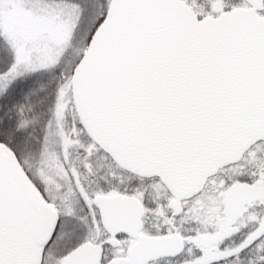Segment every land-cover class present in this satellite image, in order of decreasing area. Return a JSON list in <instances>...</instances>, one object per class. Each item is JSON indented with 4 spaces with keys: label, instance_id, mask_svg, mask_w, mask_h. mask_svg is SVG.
Wrapping results in <instances>:
<instances>
[{
    "label": "snow or ice",
    "instance_id": "1",
    "mask_svg": "<svg viewBox=\"0 0 264 264\" xmlns=\"http://www.w3.org/2000/svg\"><path fill=\"white\" fill-rule=\"evenodd\" d=\"M0 264H264V0H0Z\"/></svg>",
    "mask_w": 264,
    "mask_h": 264
}]
</instances>
